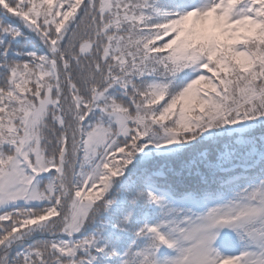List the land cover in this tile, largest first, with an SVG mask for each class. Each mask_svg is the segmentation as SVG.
<instances>
[{"label": "snow or ice", "instance_id": "6c2138e0", "mask_svg": "<svg viewBox=\"0 0 264 264\" xmlns=\"http://www.w3.org/2000/svg\"><path fill=\"white\" fill-rule=\"evenodd\" d=\"M0 264H264V0H0Z\"/></svg>", "mask_w": 264, "mask_h": 264}, {"label": "trees", "instance_id": "16d2710c", "mask_svg": "<svg viewBox=\"0 0 264 264\" xmlns=\"http://www.w3.org/2000/svg\"><path fill=\"white\" fill-rule=\"evenodd\" d=\"M173 254H174V253H173ZM173 254H172V255H173Z\"/></svg>", "mask_w": 264, "mask_h": 264}]
</instances>
